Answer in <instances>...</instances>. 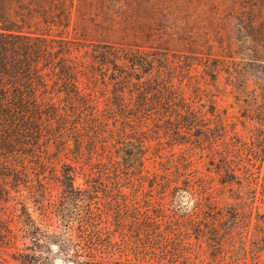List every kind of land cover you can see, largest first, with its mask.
Masks as SVG:
<instances>
[{
  "label": "trees",
  "instance_id": "trees-1",
  "mask_svg": "<svg viewBox=\"0 0 264 264\" xmlns=\"http://www.w3.org/2000/svg\"><path fill=\"white\" fill-rule=\"evenodd\" d=\"M73 2L0 0V168L8 176L22 167L21 178L0 185L21 184L38 207L36 226L22 205L24 225L33 226L25 237L31 256L45 261L55 244L73 264L252 261L264 243V231L255 232L264 211L245 237L247 201L257 191L264 206L260 96L247 102L242 116L254 125L240 139L210 98L202 105L195 63L180 53L73 39ZM199 149L207 150V173L195 162ZM56 165L53 198L44 174ZM213 178L234 196L211 194ZM12 196L4 190L0 200Z\"/></svg>",
  "mask_w": 264,
  "mask_h": 264
},
{
  "label": "rangeland",
  "instance_id": "rangeland-1",
  "mask_svg": "<svg viewBox=\"0 0 264 264\" xmlns=\"http://www.w3.org/2000/svg\"><path fill=\"white\" fill-rule=\"evenodd\" d=\"M68 35L86 43L133 44L182 54L184 61L195 63L191 75L206 93L202 105L207 106L210 98L218 115L240 139L247 140L248 131L254 125L242 116L247 102L260 96L264 104V0H74ZM8 160L20 163L25 158ZM195 162L207 173L210 168L207 150L196 151ZM11 170L5 176L2 175L5 169L0 168V183L12 177L21 178V166ZM44 175L51 197L55 198L60 191L57 165L54 172L48 169ZM29 177H34L31 171ZM212 182L208 189L211 194L234 196L231 189H220L216 179ZM9 183L0 185V195L4 190L13 195L6 202L0 200V239L4 240L0 243V264H73L57 248L45 249V261L31 256H36V249L31 250V239L25 237L33 226L24 225L22 205L25 203L36 226L40 222L38 207L28 195L29 189L21 184L12 187ZM198 194L199 191L193 193ZM255 194L256 199L247 201L250 211L246 238L256 223L261 224L256 213L264 211L258 192ZM192 200L185 201L194 205ZM262 230L263 226L255 230L258 237ZM240 233L243 235V230ZM24 255L28 256L25 263ZM112 257L132 262L130 256L114 254ZM247 264H264V243Z\"/></svg>",
  "mask_w": 264,
  "mask_h": 264
},
{
  "label": "water",
  "instance_id": "water-1",
  "mask_svg": "<svg viewBox=\"0 0 264 264\" xmlns=\"http://www.w3.org/2000/svg\"><path fill=\"white\" fill-rule=\"evenodd\" d=\"M50 248L53 249V250H56V245L55 244H51Z\"/></svg>",
  "mask_w": 264,
  "mask_h": 264
}]
</instances>
